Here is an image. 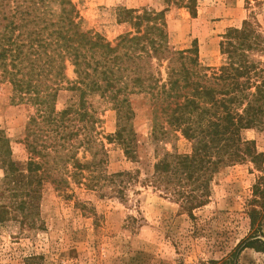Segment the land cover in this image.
Wrapping results in <instances>:
<instances>
[{
    "label": "trees",
    "instance_id": "1",
    "mask_svg": "<svg viewBox=\"0 0 264 264\" xmlns=\"http://www.w3.org/2000/svg\"><path fill=\"white\" fill-rule=\"evenodd\" d=\"M162 1L166 8L159 12L124 11L133 30L118 35L112 44L83 27L71 0H0V85L9 84L10 99L33 110L25 127L28 157L23 165L12 157L10 139L0 129V225L10 219L33 224L44 181L66 182L58 174L60 167H71L72 176L83 177L86 187L100 195L109 187L110 194L125 197L137 176L129 170L102 169L104 142L91 134L98 119L88 101L93 95L116 114V130L104 137L122 145L130 158L135 157L134 132L127 125L133 115L131 94L148 98L154 133L165 134V122L191 142L189 153H165L154 163L150 177L186 211L206 204L210 180L220 168L244 161L261 167L262 152L253 139L242 136L243 130L264 129V75L250 56L264 47L261 33L250 19L229 27L220 41L226 60L208 73L195 45L186 49L170 45L164 21L170 4L194 15L197 0ZM68 64L75 77L67 81L66 89L77 98L57 110ZM81 147L84 154L100 157L81 161L77 156ZM246 214L252 227L264 218V175L252 185ZM246 246L264 250L258 239ZM236 250L230 253L229 264H239L233 260Z\"/></svg>",
    "mask_w": 264,
    "mask_h": 264
},
{
    "label": "rangeland",
    "instance_id": "2",
    "mask_svg": "<svg viewBox=\"0 0 264 264\" xmlns=\"http://www.w3.org/2000/svg\"><path fill=\"white\" fill-rule=\"evenodd\" d=\"M71 1L83 27L112 44L118 35L133 30L124 11L135 15L145 9L159 12L166 8L162 0ZM244 19L254 23L264 46V0H197L194 15L176 4H170L164 12L170 45L176 49L195 45L198 60L208 73L226 60L220 52L224 32L229 27H240ZM250 56L258 61L264 75V47ZM72 69L68 64L64 88L56 98L57 110L77 98L66 89L67 81L75 77ZM10 95L9 84L2 83L0 129L10 139L12 157L23 165L28 157L23 143L25 127L33 110L25 103L12 101ZM129 100L133 115L127 125L134 132V158L127 156L117 141L104 137L117 128L112 106L98 95L88 97L98 118L91 134L97 142H104L106 150L102 169L129 170L137 176L125 190V197L110 194L109 187L103 189L106 195H100L97 189L86 187L83 177L72 176L71 167H60L58 174L66 182L57 184L50 178L44 181L33 224L10 219L0 225V264H229L228 257L235 249L233 260L239 264H264V250L243 247L254 239L264 242V218L252 227L246 214L252 185L264 175V129L242 132L262 152L261 167L244 161L220 168L210 180L206 204L190 212L169 192L154 186L150 177L154 163L165 153H189L191 142L165 122V134L153 132L146 95L131 94ZM77 156L81 161L100 157L84 154L82 147ZM2 176L0 169V179Z\"/></svg>",
    "mask_w": 264,
    "mask_h": 264
}]
</instances>
